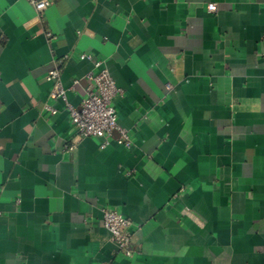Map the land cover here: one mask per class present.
Here are the masks:
<instances>
[{
	"label": "crops",
	"instance_id": "obj_1",
	"mask_svg": "<svg viewBox=\"0 0 264 264\" xmlns=\"http://www.w3.org/2000/svg\"><path fill=\"white\" fill-rule=\"evenodd\" d=\"M81 53L131 147L78 139L50 96L55 61L80 104ZM0 264H264V0H0Z\"/></svg>",
	"mask_w": 264,
	"mask_h": 264
},
{
	"label": "built area",
	"instance_id": "obj_2",
	"mask_svg": "<svg viewBox=\"0 0 264 264\" xmlns=\"http://www.w3.org/2000/svg\"><path fill=\"white\" fill-rule=\"evenodd\" d=\"M35 9L38 19H43L44 11L50 5L51 0H27ZM209 9H213V4H208ZM46 37L49 43L55 36L47 31ZM63 57H67L64 55ZM80 58L92 61L93 70L87 72L85 78L87 80L84 88V96L81 98L80 104L74 106L67 101L66 91L60 79V68L53 62L52 67L47 71L46 79L52 81L50 96L53 99H60L65 103V107L69 113V118L75 130V136L81 139L86 136L102 138L101 146H105L112 139L113 130L119 131V136L114 140L125 147L132 146V140L125 128L117 122L116 112L113 105V99L122 94L108 68L102 59L93 58L89 53H81ZM78 82V80H74ZM45 108L51 114L56 113L57 109L46 104ZM75 142L65 145V150L72 149ZM103 226L109 231L111 240L125 254H131L132 220L110 207L102 209Z\"/></svg>",
	"mask_w": 264,
	"mask_h": 264
}]
</instances>
